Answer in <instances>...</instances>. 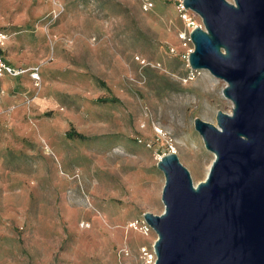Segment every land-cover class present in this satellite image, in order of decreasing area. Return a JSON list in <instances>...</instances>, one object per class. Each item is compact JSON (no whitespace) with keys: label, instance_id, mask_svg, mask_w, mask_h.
<instances>
[{"label":"rangeland","instance_id":"1","mask_svg":"<svg viewBox=\"0 0 264 264\" xmlns=\"http://www.w3.org/2000/svg\"><path fill=\"white\" fill-rule=\"evenodd\" d=\"M180 1L0 0L4 55L40 76L0 78V264H151L133 222L164 210L159 158L204 180L194 119L233 106L189 67Z\"/></svg>","mask_w":264,"mask_h":264},{"label":"water","instance_id":"2","mask_svg":"<svg viewBox=\"0 0 264 264\" xmlns=\"http://www.w3.org/2000/svg\"><path fill=\"white\" fill-rule=\"evenodd\" d=\"M202 27L190 32L192 70L225 82L231 113L194 119L214 154L194 183L175 152L157 167L164 210L143 214L157 235L154 264H264V0H183Z\"/></svg>","mask_w":264,"mask_h":264},{"label":"built area","instance_id":"3","mask_svg":"<svg viewBox=\"0 0 264 264\" xmlns=\"http://www.w3.org/2000/svg\"><path fill=\"white\" fill-rule=\"evenodd\" d=\"M142 1H143V7L145 10L150 9L154 4L153 3L154 0H142ZM182 1L183 0H181L178 4V10L181 13V16H182V18H183V20L187 26V31H188L187 35H188L189 40H190V32L196 27H202L203 26L202 20L196 13H194L190 10H186L183 6ZM229 1H231V0H229ZM181 37H182V39H184L183 35H181ZM7 41H8V34L4 30H0V77L10 76V77L16 78V77L22 76L26 72H29L32 80H34L35 82H38L40 79V76H39V72H38L37 68H33L31 70H28V69L22 68V67H14L7 61V59L4 55V48L6 46ZM171 51L175 52L174 49H172ZM192 51H193V48L187 52V54H186L187 61H188L189 53ZM133 225L135 228H138L145 233H148L150 230H152L147 225L144 218L141 221L138 220V221L133 222ZM141 251L143 252L144 256L146 257V260L149 263L154 264V262L156 260V253H155L154 248H153V250H149L147 248H142Z\"/></svg>","mask_w":264,"mask_h":264},{"label":"trees","instance_id":"4","mask_svg":"<svg viewBox=\"0 0 264 264\" xmlns=\"http://www.w3.org/2000/svg\"><path fill=\"white\" fill-rule=\"evenodd\" d=\"M101 101H106V100H101ZM68 136H69V137H73V136H75V137L80 138V139L83 138V135H82V134L75 133V132H71V133H69Z\"/></svg>","mask_w":264,"mask_h":264},{"label":"crops","instance_id":"5","mask_svg":"<svg viewBox=\"0 0 264 264\" xmlns=\"http://www.w3.org/2000/svg\"><path fill=\"white\" fill-rule=\"evenodd\" d=\"M6 57V56H5ZM7 61L14 67H18L16 66L14 63H12V61H10L7 57H6ZM0 78H3L4 79H15L14 77H10V76H3V77H0Z\"/></svg>","mask_w":264,"mask_h":264},{"label":"bare ground","instance_id":"6","mask_svg":"<svg viewBox=\"0 0 264 264\" xmlns=\"http://www.w3.org/2000/svg\"><path fill=\"white\" fill-rule=\"evenodd\" d=\"M210 165H211V163H210ZM210 165L208 166V170H209ZM207 173H208V171H207ZM206 175H207V174H206Z\"/></svg>","mask_w":264,"mask_h":264}]
</instances>
